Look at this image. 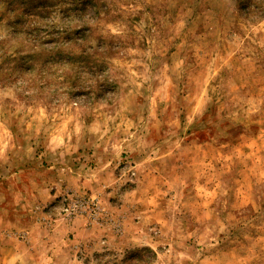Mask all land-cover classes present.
I'll use <instances>...</instances> for the list:
<instances>
[{"label": "rangeland", "instance_id": "374dc122", "mask_svg": "<svg viewBox=\"0 0 264 264\" xmlns=\"http://www.w3.org/2000/svg\"><path fill=\"white\" fill-rule=\"evenodd\" d=\"M0 264H264V0H0Z\"/></svg>", "mask_w": 264, "mask_h": 264}, {"label": "built area", "instance_id": "2783aa9c", "mask_svg": "<svg viewBox=\"0 0 264 264\" xmlns=\"http://www.w3.org/2000/svg\"><path fill=\"white\" fill-rule=\"evenodd\" d=\"M70 197V195H68ZM73 200L69 206L65 208V210L70 214H76L77 211L79 210H87L89 209L90 211H96L97 210V204L93 201L87 200L85 198H70Z\"/></svg>", "mask_w": 264, "mask_h": 264}, {"label": "crops", "instance_id": "0c3cea01", "mask_svg": "<svg viewBox=\"0 0 264 264\" xmlns=\"http://www.w3.org/2000/svg\"><path fill=\"white\" fill-rule=\"evenodd\" d=\"M109 163H110L109 160H107V161H101V166L100 167H102V166H105L106 167ZM98 169H100V168H98ZM98 169H97V171H98ZM86 183H87V185L90 186V183L89 184H88V182H86ZM86 183L84 181H81L80 185H86ZM51 196L54 197L55 196V193L54 194H51ZM83 225L84 224H83V222L81 220H76V221H74L72 223V225H70L69 229H72V231H74V232L81 233V230L84 229Z\"/></svg>", "mask_w": 264, "mask_h": 264}]
</instances>
